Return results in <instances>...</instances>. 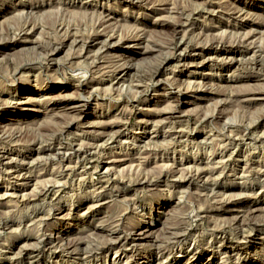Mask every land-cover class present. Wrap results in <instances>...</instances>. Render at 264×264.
Here are the masks:
<instances>
[{
	"label": "rangeland",
	"instance_id": "obj_1",
	"mask_svg": "<svg viewBox=\"0 0 264 264\" xmlns=\"http://www.w3.org/2000/svg\"><path fill=\"white\" fill-rule=\"evenodd\" d=\"M252 56L264 0H0V264H264Z\"/></svg>",
	"mask_w": 264,
	"mask_h": 264
},
{
	"label": "bare ground",
	"instance_id": "obj_2",
	"mask_svg": "<svg viewBox=\"0 0 264 264\" xmlns=\"http://www.w3.org/2000/svg\"><path fill=\"white\" fill-rule=\"evenodd\" d=\"M135 1V0H134ZM182 10V9H181ZM179 12V11H178ZM208 13H210L209 11H208ZM182 15V14H181ZM113 24V23H112ZM172 26V25H171ZM173 28H178L176 25H175V27H173ZM173 30V29H172ZM176 30V29H175ZM20 32V31H19ZM18 32V33H19ZM23 32H24V30H23ZM15 33V32H14ZM25 33H26V31H25ZM66 35V34H65ZM16 36V35H15ZM15 36H14V38L13 39H15ZM139 36V35H138ZM23 37V36H22ZM67 37V36H66ZM73 37V36H72ZM140 37V36H139ZM115 38H116V36H115ZM111 39H113V36L112 35H110V36H106V40L107 41H109V40H111ZM73 40H74V38H73ZM72 40V41H73ZM97 40H99V38L97 37V39H94V40H92V44H93V42H98ZM106 40H103V41H100V42H98V44H103V43H105V41ZM121 41V40H120ZM119 41V42H120ZM210 41V40H209ZM71 42V41H70ZM73 42H76V40H74ZM52 44V43H51ZM63 44V43H62ZM242 44V43H241ZM243 44H246V42H243ZM242 44V47L245 49L244 51L245 52H247L248 50H249V45H243ZM192 45V42L190 43V42H187V41H184V39H181L180 40V43L174 48V54L172 55V56H176V53H178L177 55H178V57L177 58H174V63H176L177 65H180V66H184V65H186V64H190V63H192V61H190L186 56H184L182 53L183 52H185V50L186 49H189L190 47H193V46H191ZM88 45H86V44H84V47H87ZM196 46V45H195ZM209 46V45H208ZM51 47V46H50ZM110 47H113V46H110ZM110 47H107L108 49H106V51H109V49H110ZM210 47H212V46H210ZM227 47H229V49H230V51L229 52H227V51H225V46H224V43L223 42H219L218 44H217V49L219 48L220 50H222V55H226V54H234V53H240V51H238V52H236V50H235V47H234V45H228ZM54 48V47H53ZM59 47H56L54 50H53V52L54 51H57V49H58ZM199 49V48H198ZM208 49V48H207ZM216 49V48H215ZM224 49V50H223ZM98 50V49H97ZM100 50V49H99ZM153 50V49H152ZM242 50V49H241ZM46 51V50H45ZM208 51V50H207ZM95 52H96V49H95ZM98 52V51H97ZM204 52V51H203ZM215 53H219V52H215ZM220 55V54H219ZM96 56V55H95ZM172 56H170L169 58H166L165 60H164V62H162V64H160V65H163V64H165L166 63V61L168 60V59H170V58H172ZM201 56H203V55H201ZM215 57V56H214ZM233 58V57H232ZM260 58V57H259ZM258 58V59H259ZM130 59V58H129ZM207 59V58H206ZM205 59V60H206ZM227 59V58H226ZM230 59V58H229ZM235 59V58H234ZM202 60V59H201ZM224 61H225V57H224V59H223ZM233 60V59H232ZM91 61V60H90ZM130 61V60H129ZM132 61V60H131ZM229 61V60H228ZM237 61V60H236ZM51 62V61H50ZM245 62H246V65L247 64H249L250 65V68L251 69H256V70H259V71H264V63H262L260 60H257L256 59V56H252V57H250L249 59H247V60H245V61H243L242 60V62H236L237 63V66L240 68H243V65H245ZM160 63V62H159ZM231 63V62H230ZM126 66L125 67H123L121 70H119V71H117V72H115L114 73V75L115 76H113V80L112 81H115V82H117V84L126 76V75H128V73L130 72V70L133 68V66H132V63H131V65H130V63H126L125 64ZM158 65V64H157ZM187 66V65H186ZM245 67V66H244ZM248 67V66H247ZM136 68V67H135ZM246 68V67H245ZM248 69V68H247ZM19 70V69H18ZM243 70V69H242ZM250 70V69H249ZM136 70H134V72H135ZM17 72V71H16ZM142 72V71H141ZM141 72H140V74H141ZM136 73V72H135ZM134 73V74H135ZM156 74V73H155ZM155 74H152V75H146V74H142V75H140L139 77L135 74V76H137L138 78H146V77H148L149 79H152L153 77H154V75ZM139 75V74H138ZM133 80V79H132ZM140 81V80H139ZM131 83H132V81H131ZM135 83V82H134ZM139 83V82H138ZM132 85V84H131ZM139 85V84H138ZM137 85V86H138ZM119 86V85H118ZM134 86V85H133ZM136 86V85H135ZM134 86V87H135ZM140 86V85H139ZM129 87V86H128ZM142 87V86H141ZM138 89H141V88H138ZM127 92V91H126ZM261 99L262 100H264V93L263 94H261ZM16 135V134H15ZM110 135H115V134H110ZM118 135V134H117ZM114 137V136H113ZM223 137V136H222ZM105 139V138H104ZM101 146V145H100ZM96 147V146H95ZM84 149V148H83ZM98 149V148H97ZM92 150V149H91ZM79 152L81 153L82 152V149L81 148H79L78 150H77V153L79 154ZM73 153V152H72ZM85 153H87V152H85ZM75 155V154H74ZM4 156L5 155H3V156H1L0 157V159L1 158H4ZM111 163V162H110ZM114 164V163H113ZM10 167V166H9ZM105 170H108V167L105 169ZM12 176V175H11ZM28 176V175H27ZM258 178V177H257ZM45 191V190H44ZM47 193V192H46ZM40 196V195H39ZM18 197V196H17ZM39 199V198H38ZM42 199V198H41ZM20 201V200H19ZM3 223V222H2ZM145 228H147V227H145ZM140 232V231H139ZM134 234V233H133ZM144 234H142L141 232L139 233V234H136V238H137V241H139L140 239H141V236H143ZM146 237H148V236H146ZM150 238V237H149ZM174 238V237H173ZM175 238H176V236H175ZM43 241H41V243H43V242H46L47 240H49V239H42ZM41 243H38L40 246H41ZM39 247H37L36 249H38ZM23 252L24 251H26V249H23L22 250ZM41 251V250H40ZM34 252H38L37 250H35ZM20 253V252H19ZM21 254H23V253H21ZM28 254V253H27ZM29 254H32V253H29ZM33 255V254H32ZM18 257L20 256V255H17Z\"/></svg>",
	"mask_w": 264,
	"mask_h": 264
}]
</instances>
